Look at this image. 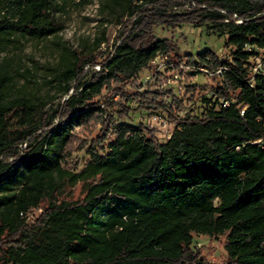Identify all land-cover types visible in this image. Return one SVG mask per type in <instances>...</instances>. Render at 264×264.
Segmentation results:
<instances>
[{
  "label": "trees",
  "instance_id": "obj_1",
  "mask_svg": "<svg viewBox=\"0 0 264 264\" xmlns=\"http://www.w3.org/2000/svg\"><path fill=\"white\" fill-rule=\"evenodd\" d=\"M65 1L0 0V52L22 37L58 34ZM106 6L118 14L113 43L106 55L86 60L76 53L59 76L65 99L50 119L41 114L40 126L10 132L11 112L20 110L31 127L40 105L11 95L14 69L8 58L0 63V264H208L193 248L195 233L226 235L225 264H264V72H254L256 57L264 58V0ZM184 23L226 35L230 54L182 53L155 33ZM157 57L166 70L153 75L159 82L176 71L183 96L158 82L143 85L141 72ZM199 73L215 83L199 84ZM105 90L120 99H101ZM200 91L208 92L203 110H186V96ZM130 101L175 121L172 135L162 141L145 121H130ZM97 123L98 134L79 146L87 163L66 168L80 139L75 127ZM67 183H81L84 195H65ZM43 201L42 215L29 223Z\"/></svg>",
  "mask_w": 264,
  "mask_h": 264
},
{
  "label": "rangeland",
  "instance_id": "obj_2",
  "mask_svg": "<svg viewBox=\"0 0 264 264\" xmlns=\"http://www.w3.org/2000/svg\"><path fill=\"white\" fill-rule=\"evenodd\" d=\"M108 0H68L61 2V7L57 12L59 22L63 29L56 35L44 39H32L22 37L15 47H10L4 52H0V63L8 58L11 68L15 72V82L11 87V95L25 94L39 107L33 126H24L19 117L20 110L11 112L8 115V125L11 133L22 130H29L40 126L41 114L45 113L50 119L52 112L65 99L62 93L63 85L59 82V76L67 64L74 60L76 53L84 59H91L99 55L100 51L109 50L116 32L119 28L117 23L118 14L111 12L106 6ZM186 8V7H184ZM183 8V9H184ZM182 8L175 11H182ZM155 33L160 38H170L175 41L182 53L191 52L197 54L199 51L209 48L214 50L222 58L230 54V47L225 45L226 35L221 34L216 29L208 26H194L191 24H179L176 26H159ZM104 37L105 44L98 43V38ZM99 67V65H97ZM97 66L92 69L85 66L86 70H100ZM155 71L164 72L166 70V60L157 57L152 62L150 69L141 72L140 79L144 86L149 82H158ZM195 81L199 84H213L215 81L210 75L199 73ZM159 87L171 88L178 95L183 96L185 88L179 85V77L176 71L167 70L166 78L158 82ZM208 92L200 91L195 93L193 99L188 100L191 94L187 95L186 110L190 112H200L203 110L202 95ZM120 99V96L105 90L101 99ZM132 108L131 119L133 123L145 121L148 127L155 132V136L162 141L167 140L173 133L176 122L162 116L164 120L148 121L150 116L157 113L136 109V104L129 102ZM159 115V114H158ZM161 116V115H160ZM101 129V123L93 127H75L76 135L80 138L75 143L71 155L67 156L64 166L73 171H79L87 163L90 156L86 150L79 149V146H87V141L92 140ZM73 193L74 198L84 195L83 186L78 183L71 186L66 184L65 195ZM46 201H43L40 208L31 210L28 222L34 223L42 215ZM226 235L209 236L206 234H194L193 248L198 250L208 264H225L229 257L225 249Z\"/></svg>",
  "mask_w": 264,
  "mask_h": 264
},
{
  "label": "built area",
  "instance_id": "obj_3",
  "mask_svg": "<svg viewBox=\"0 0 264 264\" xmlns=\"http://www.w3.org/2000/svg\"><path fill=\"white\" fill-rule=\"evenodd\" d=\"M247 49H251L250 46H247ZM263 56H264V51H263ZM218 72H221V70H219ZM254 72H256V73L257 72H264V58L262 56L256 57V59H255V66H254ZM228 104H229V101H225L224 105H228ZM160 120H164V118L162 116L158 115V114H155L154 116H150V118L148 119V121H156V122H158ZM260 141L261 140H259L258 142H260Z\"/></svg>",
  "mask_w": 264,
  "mask_h": 264
}]
</instances>
